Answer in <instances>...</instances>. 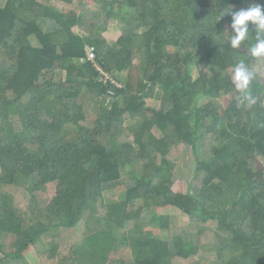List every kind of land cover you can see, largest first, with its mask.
<instances>
[{
  "label": "trees",
  "instance_id": "trees-1",
  "mask_svg": "<svg viewBox=\"0 0 264 264\" xmlns=\"http://www.w3.org/2000/svg\"><path fill=\"white\" fill-rule=\"evenodd\" d=\"M0 1V264H29L43 240V264H264V57L250 53L254 30L232 48L231 16L215 24L253 0H94L121 24L115 45L91 13L57 8L75 0ZM87 48L95 63L81 62ZM239 61L255 74L250 108L237 106ZM100 121L119 135L112 149ZM181 145L213 153L186 193L175 190Z\"/></svg>",
  "mask_w": 264,
  "mask_h": 264
},
{
  "label": "rangeland",
  "instance_id": "rangeland-1",
  "mask_svg": "<svg viewBox=\"0 0 264 264\" xmlns=\"http://www.w3.org/2000/svg\"><path fill=\"white\" fill-rule=\"evenodd\" d=\"M0 1V5H1ZM54 5V4H53ZM57 5V4H55ZM248 6V5H246ZM57 8L62 10L63 12L67 14L73 13L74 10L77 12L80 11H87L91 13L94 18V23L99 26V28L102 31L103 36L107 39L108 43L111 45H115L118 41V39L121 36V24L117 22L113 23L111 22L108 17L106 16L105 12L101 11V8L96 4L94 0H75L74 5L72 7H66L63 5H57ZM247 8V7H246ZM223 31L228 32L229 26L225 25L223 26ZM77 34L86 37V35L80 33L79 31H76ZM233 68L229 69L230 73L233 74ZM215 75H222L219 71H216L214 73ZM122 75V74H121ZM86 93V90L84 91V94ZM220 101H223L225 103L229 102V99L227 97H223ZM149 103L159 106V101H149ZM204 107L212 108L213 103L210 101L203 102ZM95 114V112H93ZM90 116V117H94ZM95 118V117H94ZM140 119H134L133 121L129 122L131 125H134V127H138L140 123ZM98 127L101 129H104L107 134V140L109 141V148H111V141H115L118 139L119 135L115 133L113 130L109 128V125L105 121H100L98 123ZM213 157V153L208 148H203L200 154V159L198 160L194 153L192 152V149L187 145H181L180 151H179V168L177 171V182L175 190L180 193H186L190 189V183L194 179L197 163L200 162H206L209 161ZM261 165H264L263 160H259L257 163V168ZM55 189H57V184L50 183L46 187L45 192H40L38 194V199L40 204L43 207H46V205L52 200V198L55 195ZM107 197L111 201H118L120 200V193L118 190H114L111 192H108ZM158 213L162 215H171V216H178L179 217V226L181 228H185L189 225L190 220L188 217L183 215L178 208L176 207H163L158 208ZM210 230L212 229L211 226H209ZM86 226L85 224H81L79 227L71 231V240L73 243H81L84 239V232H85ZM154 234L160 236L161 238H167V234H162L161 231H157L154 229ZM2 247L5 252H11L15 249V237L10 234H5L2 239ZM49 248V244L46 240H43L39 247H32L27 253L26 258L29 264H43V255L44 250ZM121 254L120 257L124 259H130L131 253L128 249L121 247L120 248ZM193 262V260H182L178 259L176 261L177 264H189Z\"/></svg>",
  "mask_w": 264,
  "mask_h": 264
},
{
  "label": "clouds",
  "instance_id": "clouds-1",
  "mask_svg": "<svg viewBox=\"0 0 264 264\" xmlns=\"http://www.w3.org/2000/svg\"><path fill=\"white\" fill-rule=\"evenodd\" d=\"M225 13L231 16V32L233 33L230 46L239 48L241 42L249 36L250 30L255 31V43L250 47L253 57H264V0H253L247 8L223 12L215 21H219ZM250 22V23H249ZM251 25V27H250ZM255 74L249 70L245 62L239 61L234 65L232 82L239 93L237 106L252 107L256 104V97L252 94L250 85Z\"/></svg>",
  "mask_w": 264,
  "mask_h": 264
},
{
  "label": "built area",
  "instance_id": "built-area-1",
  "mask_svg": "<svg viewBox=\"0 0 264 264\" xmlns=\"http://www.w3.org/2000/svg\"><path fill=\"white\" fill-rule=\"evenodd\" d=\"M96 61V51L94 48H87L86 50V58L82 59L81 62L84 63V62H93L95 63ZM97 68L98 69H101L97 64H96ZM103 72V76H104V80L107 81V82H111L112 84L120 87V83L116 80V78L114 77L113 74L107 72V71H104V70H101Z\"/></svg>",
  "mask_w": 264,
  "mask_h": 264
},
{
  "label": "crops",
  "instance_id": "crops-1",
  "mask_svg": "<svg viewBox=\"0 0 264 264\" xmlns=\"http://www.w3.org/2000/svg\"><path fill=\"white\" fill-rule=\"evenodd\" d=\"M169 208V207H168Z\"/></svg>",
  "mask_w": 264,
  "mask_h": 264
}]
</instances>
